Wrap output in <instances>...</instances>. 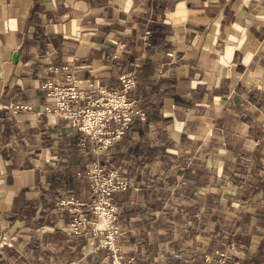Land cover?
<instances>
[{"label": "crops", "instance_id": "obj_1", "mask_svg": "<svg viewBox=\"0 0 264 264\" xmlns=\"http://www.w3.org/2000/svg\"><path fill=\"white\" fill-rule=\"evenodd\" d=\"M125 74L135 77L136 106L154 105L142 138L166 155L144 161L146 188L131 179L123 196L125 255L133 264H188L173 255L180 242L234 244L229 264H262L264 0H0V235L11 243L2 241L0 258L107 264L97 241L67 236L75 212L61 203L90 196L79 165L96 158L94 144L43 112L42 85L72 75L93 97L100 85L121 87ZM22 103L31 109L13 108ZM134 164L120 162L128 173Z\"/></svg>", "mask_w": 264, "mask_h": 264}, {"label": "built area", "instance_id": "obj_2", "mask_svg": "<svg viewBox=\"0 0 264 264\" xmlns=\"http://www.w3.org/2000/svg\"><path fill=\"white\" fill-rule=\"evenodd\" d=\"M147 34L148 32L145 36ZM69 78V83H60L54 77L47 79L43 83L42 87L46 92V96L50 99V103L44 105L43 112L66 119L71 126L76 127L94 142L92 150L96 158L90 163L86 171L87 176L94 175L95 179L99 177L106 179L105 181L108 182V185L104 192L107 195L125 190L129 187L130 180L125 175H120L117 171L105 174L100 162V156L124 133L133 115H139L142 119L145 118L144 110L136 106L134 100L127 98V91L136 85L135 77L131 74L120 76L121 87L98 86L97 91L100 95L95 98H90V95L85 91L84 87L79 85L75 77L69 75ZM13 108L15 110H29L31 105L22 103L14 105ZM119 176L122 178L118 179ZM61 203L83 204V202L76 199L62 200ZM111 208V214L114 208L117 210V206L114 207L112 205ZM113 218H115V215ZM85 221V216L72 218L71 222L66 226V231L72 235L82 233V226L85 225ZM89 227L96 235L98 230H95L92 226ZM2 241L3 244L11 245L4 235H0V253L3 245ZM105 242L113 249V260L110 264H121L122 255L118 254L116 256L114 254L118 250V247L115 246L114 235L106 239ZM234 247L235 245L231 244L230 249L233 250ZM230 249H216L211 254L216 260L213 264H229ZM211 256L207 254L205 259L208 260ZM127 261L133 264V257H129ZM0 264H5L1 258Z\"/></svg>", "mask_w": 264, "mask_h": 264}, {"label": "rangeland", "instance_id": "obj_3", "mask_svg": "<svg viewBox=\"0 0 264 264\" xmlns=\"http://www.w3.org/2000/svg\"><path fill=\"white\" fill-rule=\"evenodd\" d=\"M62 83V82H60ZM90 95V98H95L99 96L100 94L97 91V94L92 97L91 93H88ZM202 141H206L208 136H200L199 137ZM94 144V142H93ZM102 156V155H101ZM100 156V159H101ZM220 157L217 156L215 164H217L218 159ZM103 168V167H102ZM104 170V168H103ZM111 171H117L120 175H125L127 178V170L124 171V168H118ZM109 171V172H111ZM107 172V173H109ZM105 174H107L104 171ZM122 177H118V179H121ZM130 181V185L132 184V180L128 178ZM88 180L90 183V196L87 198V200H81L80 202H83L82 205L73 203L72 210L75 212L74 217L82 218L86 217L85 225L82 226L83 232L89 236L90 241H97V247L103 248L106 251L107 256V264H110L113 260V249L106 244L105 240L109 239L111 236L114 235V242L115 246L118 247V250L116 253H114L116 256L118 254L122 255V261L121 264H132L128 263V256L125 255V252L128 251L130 245H129V236L126 234V231H124L122 228H120L119 224L117 223V214H118V206L113 200L112 195H107L104 190L107 189L108 182H106L103 177H99L98 179H95L94 175L88 176ZM129 185V186H130ZM135 188V187H134ZM212 190L218 191L217 188H213ZM122 191V190H121ZM116 193V192H114ZM215 201H218L216 198ZM112 205L115 207L117 206V210L114 208L112 214H111V207ZM111 208V209H110ZM117 211V212H116ZM116 212V214H115ZM82 213V214H80ZM113 213L115 215V218H113ZM70 223V222H69ZM68 223V224H69ZM90 223V224H89ZM67 224V225H68ZM87 225V227H86ZM89 226H92L95 230H98L97 234L94 235L91 228ZM86 227V228H85ZM66 229V227H65ZM133 229V228H132ZM139 233V231H137ZM163 232V231H162ZM178 235V234H177ZM93 237L95 240H92ZM177 237V236H176ZM165 246V245H164ZM161 247V250L167 249V247ZM214 246H207V245H195L194 247L192 244H186L184 242H180L179 247L177 248H171L173 249V255L176 258L181 259H189L190 262L188 264H213L216 260H214L215 257L211 256V254L218 249L217 247L211 249ZM165 248V249H164ZM169 248V246H168ZM204 255L203 257L201 255ZM209 254L211 257L206 260L205 255ZM201 256V257H200ZM73 264V263H69ZM166 264V260H165Z\"/></svg>", "mask_w": 264, "mask_h": 264}, {"label": "trees", "instance_id": "obj_4", "mask_svg": "<svg viewBox=\"0 0 264 264\" xmlns=\"http://www.w3.org/2000/svg\"><path fill=\"white\" fill-rule=\"evenodd\" d=\"M135 86L130 88L127 91V98L129 100H133L131 98V93L134 90ZM134 102L136 104V101L134 99ZM161 102H158V114L161 106ZM154 105H150V103H146L144 107L142 108L145 112V118L142 119L139 115H133L132 119L127 127V129L124 131V133L111 145L109 146L102 154L100 162L102 167L104 168V171L107 173L111 170L118 169L119 167L122 168V165H120L121 159L123 157H131L134 160V165L130 168V172L127 174L128 178L132 179L133 182L138 185L141 188H146L145 186V180H141V176L139 173V168L141 166H144V161H150L152 157L156 155L155 152H158V157L163 158L165 155L164 150H163V145H158V147H152L148 144L147 140L143 137V132L142 131V126L145 125L147 126L151 120L149 117L150 113L152 112V107ZM164 120V119H163ZM76 128V127H75ZM132 128H139L140 131V136L141 140H132L128 135V131ZM77 130V135H80L83 137L84 140H87L88 137H86L80 130ZM89 139V138H88ZM90 141V140H89ZM92 145H93V141ZM83 161L79 165V169H83L81 172L87 171V166H85L86 161L82 159ZM92 162V161H91ZM90 162V163H91ZM88 164V166L90 165ZM64 171L60 172V175L64 173L65 176V183L67 186L70 184V179H69V172L70 168L69 166H66L63 168ZM59 173H56L53 176H57ZM68 176V177H67ZM199 173H196V178H198ZM163 184H160V188L163 189L164 187L162 186ZM130 187H127L125 190L122 191H117L116 193H113L112 197L116 205L118 206V214L120 212V208L122 207L121 204L124 202V197L127 193L128 190H130ZM132 188V187H131ZM52 200V198H51ZM55 200V199H54ZM163 198L158 197V205L162 202ZM117 214V218H118ZM84 232H82L83 234ZM67 236L70 237L72 234L66 232Z\"/></svg>", "mask_w": 264, "mask_h": 264}]
</instances>
